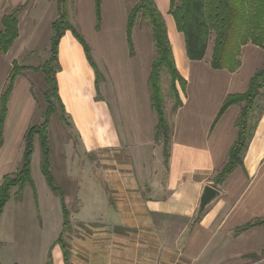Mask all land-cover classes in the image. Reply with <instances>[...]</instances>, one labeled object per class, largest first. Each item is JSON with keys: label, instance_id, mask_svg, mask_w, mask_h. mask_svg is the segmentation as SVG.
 Segmentation results:
<instances>
[{"label": "crops", "instance_id": "0c3cea01", "mask_svg": "<svg viewBox=\"0 0 264 264\" xmlns=\"http://www.w3.org/2000/svg\"><path fill=\"white\" fill-rule=\"evenodd\" d=\"M155 3L166 20L177 68L187 82L185 92L178 87L182 105L175 110L174 101L169 107L170 115L164 107L170 129L168 158L163 142L156 139L157 116L148 83L156 55L151 32L142 36L140 29L147 59L139 60L136 35L140 27L136 24L135 35L133 30L131 51L123 0H112L109 18L103 0L99 31L94 0H75L72 8L66 6L69 20L89 47V35L82 26L85 13L88 22L94 21L96 33H103L109 43L106 46L98 39L92 46V60L102 75L99 89L95 71L73 34L66 32L59 44L61 71L57 81L70 127L61 122L56 147L51 141L50 147L52 173L56 184L60 182L58 186L65 191L70 226L65 230L63 215L59 216L52 226L41 223L32 228L38 241L31 239L18 217L19 210L20 216L23 213L21 204L13 203L8 216L13 226L12 264H65L62 248L56 243L63 232L71 264L264 262V256L259 260L264 254V226L236 233L237 228L264 219V109L253 126L243 166L236 168L221 187L214 185L237 140L236 122L243 105L229 107L214 122L229 96L248 91L251 79L263 68L264 50L252 44L244 46L238 57L240 67L233 72L214 70L212 58L206 62V56L202 61H190L184 36L177 32L169 14L171 0ZM26 4L25 19L30 25H40L47 15L51 16V27L58 18L55 0H0V14L5 7L11 9L9 13ZM5 14L0 17V26ZM72 15L77 16V23ZM118 26L125 30L126 57L114 48ZM97 58L105 59L109 65L107 73L102 72ZM34 112L35 107L31 116ZM7 116L8 125L9 113ZM51 125L52 119L49 131ZM6 149L4 142L0 165L4 164ZM6 175L0 167V184ZM69 186L75 187L74 193H68ZM207 186L216 188L220 196L200 216V199ZM11 201L4 209L1 223ZM58 202L56 209L59 199ZM4 243L0 236V248Z\"/></svg>", "mask_w": 264, "mask_h": 264}, {"label": "trees", "instance_id": "16d2710c", "mask_svg": "<svg viewBox=\"0 0 264 264\" xmlns=\"http://www.w3.org/2000/svg\"><path fill=\"white\" fill-rule=\"evenodd\" d=\"M55 1L57 3L58 18L51 25L53 35L50 40V57L34 69L21 67L14 62L12 71L7 79L5 91L0 97L1 150L4 145L8 103L16 80L22 71L27 69H32L36 73L44 75L47 90L43 93L46 103L43 122L27 128L24 134L21 166L16 172L4 176L3 183L0 184V223L4 209L12 199V191L14 189H16V192L13 197L18 202L23 200L24 190L28 185L36 196L32 179V158L37 140L41 153V173L50 191L60 200L63 227L66 230L70 226V212L66 205L65 191L56 184L52 173L49 138V126L54 115L58 114L60 121L70 127L65 106L59 96L57 81V74L61 71L59 44L66 32H71L84 48L87 58L95 71L97 89H99V84L102 81V75L92 60L89 45L69 20L66 8L68 0ZM94 2L96 29L99 31L102 24L101 10L103 0H94ZM23 7L12 10L2 18L0 61L2 56L9 52L19 38V15ZM169 14L174 20L177 32L182 33L184 36L186 54L190 61L204 60L212 35L215 37L211 60V67L214 70L228 69L233 72L239 68L240 61L238 57L241 49L248 44L264 50V0H171ZM139 17L142 18L143 22H148L155 45L156 56L152 64L148 83L152 108L157 116L156 139L163 142L164 155L165 158H168L170 129L164 109L161 74L165 71L170 78V90L175 101V110L182 105L178 86L185 92L187 82L177 68L166 21L154 0H138L128 13L126 33L130 50L133 51L132 34ZM263 90L264 67L255 73L245 94L229 96L219 111L215 124L229 107L243 105L236 122L238 129L237 140L230 150L227 164L214 179V185L217 188L224 184L225 180L236 168L243 166V156L249 147L254 129L252 126V114ZM262 226H264V219H258L237 228L236 233L240 234L254 227ZM63 237L64 232L56 243L62 248L65 264H71L69 245L64 241ZM0 264L2 263L0 262Z\"/></svg>", "mask_w": 264, "mask_h": 264}, {"label": "rangeland", "instance_id": "374dc122", "mask_svg": "<svg viewBox=\"0 0 264 264\" xmlns=\"http://www.w3.org/2000/svg\"><path fill=\"white\" fill-rule=\"evenodd\" d=\"M75 0H68L67 5L68 7L72 8L73 3ZM138 0H123L124 8L127 10V15L130 10L136 5ZM155 1V0H154ZM157 4V3H156ZM28 4L23 7L22 10V21L19 24V39L15 42L14 46L11 48L9 53L2 57L0 61V97L5 91L7 79L12 71V61L16 62L21 67H29V68H37L41 65L44 61H46L50 57V40L52 37V30L50 25H48V19L51 16L45 15L46 17L40 25H30L28 24L25 16L27 14ZM112 0H106V14L107 18L112 13ZM9 10L5 7L4 11L0 14V17L3 13H7ZM163 14V13H162ZM71 19L73 21L78 22L77 16L72 15ZM166 21V20H165ZM82 26L85 30V33L89 35V44L90 47L93 48V42L95 40H100L101 42H105L106 46L109 43L108 37L104 40L105 35L97 34L94 30V21L93 23L88 22V15L85 13V16L82 19ZM138 33L136 35V39L138 41L139 38V45L137 47V55L139 60L147 59L144 55V40L139 37L140 29L142 30L141 35L144 34L150 35L151 29L148 22H143L142 18L139 17L137 21ZM167 25V23H166ZM1 29V26H0ZM168 29V27H167ZM82 34H85L83 30H80ZM136 33V28L134 31V35ZM87 37V36H86ZM214 35L210 37V41L208 44L207 54H206V62H209L212 58L213 54V47H214ZM141 39V40H140ZM174 43L175 38L172 37ZM151 40L153 41L152 33H151ZM98 44V43H97ZM178 45V44H177ZM175 46L178 48V46ZM93 46V47H92ZM152 46V50H155V46ZM103 50L104 46L99 47ZM114 48L117 50V53L122 56L126 57L128 54V48L126 45L125 39V30L123 27H117ZM94 49V48H93ZM91 52H95V49ZM97 52V51H96ZM264 53V51H263ZM96 54V53H95ZM94 54V55H95ZM102 56V55H101ZM156 56V55H155ZM264 58V54L262 55ZM92 57V55H91ZM100 65L101 70L105 74L107 73L108 64L104 58H97ZM264 67V61L262 64ZM32 69H27L22 71L20 76L15 82L14 90L12 96L9 100L8 108H9V122L8 125H5L6 131L4 130V142H6L7 149H6V156L3 157L5 159L4 164L0 165L3 167L5 173L11 174L16 172L21 166V157L24 149V132L21 131V128L28 127L29 125H37L43 122V114L46 108V103L43 98V93L47 90L44 75L42 73H36ZM161 86L163 88V100H164V107L166 112L170 113V105L174 102V98L172 92L170 90V78L168 74L164 71L161 74ZM180 87V86H178ZM179 90V89H178ZM182 90V89H181ZM35 107L34 115L31 116V112ZM264 108V90L262 91L261 97L256 103V108L254 109L252 116V126L256 123L261 111ZM8 117V116H7ZM52 125L49 131V137L53 148L56 147V135L59 130V126H62V123L59 119L58 114L54 115L52 118ZM18 157H20L18 161ZM56 163V161H55ZM41 153L38 141L35 142V152L32 158V179L35 186V194L33 193L32 188L28 185L26 186L27 190L24 193L23 202L15 201L14 197L11 199V205L6 210V215L2 219L0 226V236L4 240V244L0 248V262L2 264H12L13 262V246H12V237H13V226H11L10 220L8 218L11 208L13 207V203H20L19 208L23 210V213L19 214L18 217L21 219L22 226H26L28 229L27 236L34 238L38 241L36 234L32 230L34 227H38L39 224H44L45 226H52L54 225L59 216L62 217V210L59 205L58 213L56 212V205L59 204L58 198L50 191L47 183L45 181L44 176L41 173ZM54 173L56 174V169H53ZM58 185H61L60 182ZM72 189V190H71ZM75 187L69 186L68 193H74ZM16 192V189L12 191ZM17 206V205H16ZM68 208V207H67ZM16 236H18L16 234ZM18 239V238H16ZM37 245V244H36ZM259 257V260L262 259ZM256 256L255 259H257ZM258 264H264V262H260Z\"/></svg>", "mask_w": 264, "mask_h": 264}, {"label": "water", "instance_id": "95a60500", "mask_svg": "<svg viewBox=\"0 0 264 264\" xmlns=\"http://www.w3.org/2000/svg\"><path fill=\"white\" fill-rule=\"evenodd\" d=\"M219 196L220 192L216 188L212 186L205 187L203 195L200 199L199 215L202 214L206 210V208Z\"/></svg>", "mask_w": 264, "mask_h": 264}]
</instances>
